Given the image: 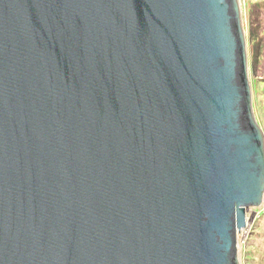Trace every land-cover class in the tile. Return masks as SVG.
<instances>
[{
	"label": "water",
	"instance_id": "95a60500",
	"mask_svg": "<svg viewBox=\"0 0 264 264\" xmlns=\"http://www.w3.org/2000/svg\"><path fill=\"white\" fill-rule=\"evenodd\" d=\"M240 0H0V264H241L264 200Z\"/></svg>",
	"mask_w": 264,
	"mask_h": 264
},
{
	"label": "rangeland",
	"instance_id": "374dc122",
	"mask_svg": "<svg viewBox=\"0 0 264 264\" xmlns=\"http://www.w3.org/2000/svg\"><path fill=\"white\" fill-rule=\"evenodd\" d=\"M262 1L240 0V3L247 41L253 110L258 124L264 131V6ZM254 209H248L247 217L252 215ZM239 259L241 264H264V212L254 224L248 245L239 250Z\"/></svg>",
	"mask_w": 264,
	"mask_h": 264
},
{
	"label": "built area",
	"instance_id": "2783aa9c",
	"mask_svg": "<svg viewBox=\"0 0 264 264\" xmlns=\"http://www.w3.org/2000/svg\"><path fill=\"white\" fill-rule=\"evenodd\" d=\"M250 209L253 210L254 208H250ZM263 212H264V200L260 207L254 209V212L250 217H246L245 227L238 231V248L240 247L239 250L246 247V245H248V241L254 229V224L256 220L261 217Z\"/></svg>",
	"mask_w": 264,
	"mask_h": 264
},
{
	"label": "trees",
	"instance_id": "16d2710c",
	"mask_svg": "<svg viewBox=\"0 0 264 264\" xmlns=\"http://www.w3.org/2000/svg\"><path fill=\"white\" fill-rule=\"evenodd\" d=\"M262 2H263V3H262V4H263V6H264V0H263ZM260 6H261V5H260Z\"/></svg>",
	"mask_w": 264,
	"mask_h": 264
}]
</instances>
